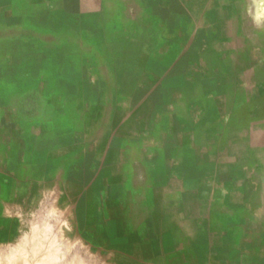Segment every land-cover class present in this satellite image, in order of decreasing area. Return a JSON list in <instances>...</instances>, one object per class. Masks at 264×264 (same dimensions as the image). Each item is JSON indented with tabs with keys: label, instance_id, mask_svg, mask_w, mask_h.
<instances>
[{
	"label": "crops",
	"instance_id": "1",
	"mask_svg": "<svg viewBox=\"0 0 264 264\" xmlns=\"http://www.w3.org/2000/svg\"><path fill=\"white\" fill-rule=\"evenodd\" d=\"M151 223L264 236V0H0V264Z\"/></svg>",
	"mask_w": 264,
	"mask_h": 264
},
{
	"label": "rangeland",
	"instance_id": "2",
	"mask_svg": "<svg viewBox=\"0 0 264 264\" xmlns=\"http://www.w3.org/2000/svg\"><path fill=\"white\" fill-rule=\"evenodd\" d=\"M120 171L121 169H117L116 176H122ZM122 184L124 182L118 178L116 196H119L126 206V198L129 201V197L126 195V185ZM130 215L129 212L125 214L126 219ZM129 222L125 220L120 223L121 228L123 223L126 225L125 232L130 228ZM153 225L151 223L140 229L138 237L135 238L140 241V245L130 246L116 240L113 256L99 253L98 264H264V236H251L239 231L238 234L227 235L225 238H208L203 235L192 237L188 229L182 227L179 236L175 238L177 245L161 246L157 243L159 238L150 236ZM208 240L212 242L210 246L206 245ZM82 264H90L85 255Z\"/></svg>",
	"mask_w": 264,
	"mask_h": 264
},
{
	"label": "bare ground",
	"instance_id": "3",
	"mask_svg": "<svg viewBox=\"0 0 264 264\" xmlns=\"http://www.w3.org/2000/svg\"><path fill=\"white\" fill-rule=\"evenodd\" d=\"M53 238V237H52Z\"/></svg>",
	"mask_w": 264,
	"mask_h": 264
}]
</instances>
